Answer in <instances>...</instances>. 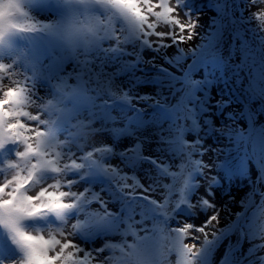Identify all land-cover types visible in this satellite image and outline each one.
Segmentation results:
<instances>
[{
	"label": "bare ground",
	"instance_id": "1",
	"mask_svg": "<svg viewBox=\"0 0 264 264\" xmlns=\"http://www.w3.org/2000/svg\"><path fill=\"white\" fill-rule=\"evenodd\" d=\"M37 1L21 0L19 4L25 7ZM62 1H44L48 7L39 2L28 7L29 17L14 18L18 27H30L13 30L0 41L5 47L0 56L7 53L3 62L9 75L0 78L5 87L19 84L24 88L30 111L40 104L50 113L43 119L49 122L45 129L50 133L44 147L55 158L63 155L57 135L68 130L66 123L73 122L91 135H85L80 145L67 147L63 165L73 162L90 167L94 174L90 178L99 177L102 182L88 193L102 199L106 195L117 211L106 212L111 216L107 218L100 203L93 201L75 207L76 211L65 210L74 211L73 225L89 241L101 240L100 245L111 252L106 256L102 250L87 264H264V20L257 18L264 14V6L252 12L246 7L247 0H172L181 22L193 26L192 38L187 39L185 33V42L178 43L133 30L119 13L103 4L100 10L78 7L82 11L70 15L72 10L60 9ZM244 3L240 9L255 19L251 27L237 10ZM257 3L259 0H253ZM10 6L0 0V14ZM37 9H46L48 16L36 14ZM158 31L168 32L169 28L161 26ZM16 53L23 64L32 65L16 69L13 59H20L13 58ZM98 75L106 79L98 80L100 91L95 88V93L89 81ZM60 107L66 110V117L53 127ZM98 119H104L102 124L89 129ZM126 122L133 127V136L125 145H114L115 152H120L112 154L104 166L100 159L96 164L78 160L86 147L95 155L100 146H109L107 139L114 138L116 129ZM154 132L165 135L152 141ZM77 134L81 133L77 130ZM216 143L221 149L205 155L204 168L196 173L197 146ZM157 144L165 147L170 158L167 162L163 157L158 170L140 157L152 156L159 149ZM118 162L124 164L118 172L107 166ZM139 162L152 169L126 171L125 165L140 167ZM151 177L154 182L147 188L141 185ZM67 184L72 187L75 182ZM133 186H139L143 206L128 203L134 199L129 195ZM119 190L123 194H117ZM119 196L126 197L125 203L119 202ZM147 197L165 208L170 218L188 216L186 228L193 233L188 245H202L203 249L186 253L182 238L168 230L158 235L155 228L157 234L150 236L154 213L164 227L167 220ZM65 211L59 219L65 217ZM52 215L42 213L41 221L48 222ZM30 223L27 219L23 226ZM5 230L0 226V232ZM84 249L99 252L91 243Z\"/></svg>",
	"mask_w": 264,
	"mask_h": 264
},
{
	"label": "snow or ice",
	"instance_id": "2",
	"mask_svg": "<svg viewBox=\"0 0 264 264\" xmlns=\"http://www.w3.org/2000/svg\"><path fill=\"white\" fill-rule=\"evenodd\" d=\"M106 7L119 13L133 30H140L145 35L170 37L178 43L191 39L192 25L182 23L172 0H98ZM7 7L0 14V41L13 30L25 31L18 27L14 19L24 15L20 11L19 0H6ZM264 20V14H258ZM169 28L168 32H160V27ZM0 65V72H5ZM29 98L24 88L5 87L0 78V147L8 143L21 146L16 152L18 163H11L9 168L15 172L10 179L0 183V226L7 229L10 238L23 253V264H87L88 257H81L77 246L66 238L57 235L32 234L25 231L22 224L26 219L42 213L60 214L74 207L65 203L70 193L60 190L57 183L47 187H39L33 194L30 190L37 184V175L50 171L60 173L61 167L55 154H50L45 145L50 133L45 131L47 120H42V112L33 113L27 107ZM75 167V165H72ZM189 229H180L182 234ZM195 244L184 245V251L192 254Z\"/></svg>",
	"mask_w": 264,
	"mask_h": 264
},
{
	"label": "rangeland",
	"instance_id": "3",
	"mask_svg": "<svg viewBox=\"0 0 264 264\" xmlns=\"http://www.w3.org/2000/svg\"><path fill=\"white\" fill-rule=\"evenodd\" d=\"M20 1L21 0H19V2ZM44 1H48V0H44ZM44 1L38 0L36 3H30L29 5H26L25 7H20L21 8L20 11H22L24 13V15H18V16L22 19L29 17V16H27L28 7H33L34 5L37 6L39 2H43L44 5L46 7H48V5ZM247 1H248V5L246 7L249 11H252V12H257V10L261 6H264V0H259V3H257V5L253 4V0H247ZM245 3H247V2H245ZM245 3L243 4V6L237 7V10H238V12L245 15V19L248 21L246 23L247 27H251V24L255 22V19L251 18V16H249V15H246V12H243V9H240V8H244ZM87 5L90 6L91 8H94V9L97 8V10H100L102 3H99L98 0H91V1L90 0H63L59 6H60V9L61 8L64 9L65 12L67 10H72V13L70 14V15H72V14L78 12L79 8H85ZM59 6H58V10H59ZM210 7H212V4L210 5ZM67 8H69V9H67ZM81 11H82V9L79 12H81ZM35 13L38 15L40 14V16L42 15V13L45 15L47 14V16H48V12L46 11V9L45 10H43V9L38 10L37 9L35 11ZM32 16H35V15L32 14ZM34 20H36V19H34ZM46 21L49 22V19L46 18ZM120 22H123V19H120ZM221 26H223L222 20H221ZM259 27H261V26H259ZM2 44L4 45V43H2ZM0 50L5 51V47L4 48L1 47V44H0ZM15 57L20 58L15 62L13 59V66L16 69L21 71L26 66L28 67L30 65L29 62H26V64H23L22 57H20L19 54L16 53L13 58H15ZM5 58H7V53H5L4 58L2 56H0V65L4 66L3 60ZM81 68H82L81 71H83V66H81ZM1 74L5 75V77L9 76L6 73V71L0 72V75ZM84 76L88 80L91 79V76L89 74L86 75V73H85ZM154 77H155V75H152L153 81H154ZM83 78L84 77H82V79ZM85 78H84V80H85ZM104 79H106V77H101L98 75L97 78L95 79V81H89V85L93 87L91 89V91L97 93V90H95V88H98L100 91V88L96 84H97L98 80L100 82H103ZM153 96L154 97L156 96V98L158 100H160V96H158V95H153ZM68 98H70V96ZM101 99L106 100V98H103V97ZM32 110H37L36 112H42V120L45 118V116H47L46 113L50 114L44 107H41L40 104H37L36 106L32 107L31 111ZM65 111L66 110L62 109L61 107L59 108V110L57 111V114H56V119L54 121L53 127L57 123L61 122L66 117ZM128 111H129V108L127 106V109H125V112H128ZM156 111L152 113L151 117L154 116ZM32 112L36 113L34 111H32ZM103 120H101V119L95 120L94 122H92V125L89 126V129L94 125H101ZM65 126L68 128V130L66 132H64L63 134L57 135V137L61 138L60 140L62 143V152H63V155H61L58 159V164L61 167V172L60 173H52L50 171H45V172L39 173L37 175V184L30 190V194H33L36 191V189L39 187H47L53 183H57V184H59L61 191H64V192L71 194L69 196H66V198H65V203L74 204V207L71 209L75 210V207H82L86 204H90L92 201L94 202V204H98V202H99L101 205V210L105 211V217L111 218L110 215L106 216V212H108V211L109 212H116L117 211V208L115 207L114 203L111 202V204H109L107 202L108 197H106V195H104L102 193L101 194L105 196V199H102L100 196H97V198H94L92 193H88V190L90 188L95 187V185L96 186L100 185V183L102 182L101 179L99 177L90 178L92 175H94V174H91V168L90 167L85 166V167L81 168V166H78L76 163H73V162L70 163L71 165L67 164L66 165L67 167H65L63 165V162H66V158H67V153H68L67 147L69 149L70 146H74L76 143H78L80 145V143H81L80 141H82V138L85 135L91 137L90 134H88V133L86 134L83 130H79L73 122L72 123H66ZM84 128H85V126H84ZM77 130H78V133H81V134H77ZM132 130H133V127L131 124H129V122L123 123L122 127L120 129H116V133L114 135V138L107 139V142H110L109 146L108 145L100 146V148H99L100 150H97L95 155H93L90 147H86L85 148L86 151H84L82 154H80L78 157L77 156L76 157L78 158L79 161H81V163L96 164V161L99 163V159H100V161L102 163L101 165L104 166L106 164L104 162H106L107 159H109V157L112 156V154H114V153L116 154V152L117 153L120 152V151L115 152L114 145L115 144L125 145L126 141H128L133 136ZM45 131H46V129H45ZM74 131H76L75 134H77V136L74 134ZM155 132L152 135V141H157L160 136L165 135V132H160L159 136H158V134H155ZM56 133H57V131H56ZM74 135H75V137H74ZM64 136L67 139L66 143L64 142ZM133 142H135V141H132V143ZM120 145H117V146L120 147ZM157 146L159 147V149H155V151L153 152L154 154L152 156L142 154L140 157L144 158L145 160H147L148 158H152L151 160L156 162V166L153 165V163L150 160H148V161H150V164L152 165L153 168H157V170H158V169H160L159 163H162L161 159H163V157H165L166 161L170 162V158H169V154H166L165 147H163L161 144H157ZM221 147H222V145H220V143L219 144L216 143L215 145L199 144V146H197L196 151H197V155L199 157L196 158V162L194 165V169L196 167V169H195L196 173L198 172V170L201 172L202 169L204 168L203 164L207 161V160L205 161V155L209 154L212 149L219 151L221 149ZM19 150H21V146L14 145L12 143L11 144L8 143V144L4 145L3 147H0V183H3L5 180L10 179L11 176L14 174L15 170L9 168L8 165L11 163H18L17 158H16V152ZM199 153H201V154H199ZM88 157H89V160H87ZM104 157H107V158H104ZM54 158H55V156H54ZM118 163H116V164H114V163L109 164L108 163L107 166H111L113 168L112 171L118 172V171H120L119 170L120 165L124 166L123 163H121V162H118ZM139 163L142 164L141 166H143V167H141V166L138 167V166H134V165L133 166L132 165H125L126 171H135V172L146 173V172H148V170L146 171V169H148V168L152 169V167H150V166L148 167L143 162H139ZM73 164L75 165V167L72 166ZM75 168H81L80 172L74 173ZM194 175H196V174L194 173ZM39 179H41V180H39ZM42 179H44V180L42 181ZM70 181H74L75 185L70 187L67 184ZM117 182L119 183V181H117ZM153 182H154V179H153V177H151L150 179L144 181L145 184H141V185H143L145 188H147V186ZM195 182H196V178H194V181H192L191 184L194 186ZM139 190H140L139 186H133L130 189V192H129L130 197L134 196V199H132V200L129 199V201H128V203L130 205L139 204V205L143 206V202H142L143 197H141L140 193L137 192ZM117 194H123V191L120 192V190H119L117 192ZM118 200L120 203H125L126 197H124V199H123L122 196H119ZM146 200L151 202L153 208L158 210V212L160 213V215L163 219L167 220L165 227H164L157 220L158 215L156 213H154V211H153V213H154V222H153L154 225L151 226V228L149 229V231H150L149 235L152 236L153 234H157L154 232L155 228L158 229V235L161 232H163L164 230H168L170 232H173L175 235H177L178 238H182L183 244L188 245L190 242V235H192L193 233L190 230H188L186 235H185L179 231L180 229L186 228L188 216H186L185 214H177L178 215L177 217H171L170 218V217H168V213L165 210V208H163L160 204H158L154 198H148L147 197ZM73 210L65 211L66 215L62 220L59 219L60 214L58 215L56 213H53V215L51 216V218L53 217L52 219H50L48 222H46V221L42 222L41 221L42 216L40 214L36 217L29 218V219H31V223L26 225V226H23V224H22V226H23L25 231H28L32 234L38 233V234H43L46 236L47 235L62 236V234H63L64 236H66L67 239L72 241L77 246V250L79 251L81 257L87 256L88 259H92V258L97 257L98 255H101L102 250L105 252L106 256L109 253H111V252L107 251L105 244L100 245L102 243L101 240L100 241L99 240L89 241L86 238V236L84 234H82L80 227L73 225V222H72V216L74 213ZM32 224H33V226H32ZM67 227H69L70 230ZM209 238L210 237L207 236V239H204L203 243H205L206 241H209ZM113 239H115V238H113ZM88 243H91L93 248L98 249L99 252H93L91 250H87V252H86L84 247ZM116 243L122 246L124 242L116 241ZM122 247H126V245L124 244ZM170 248H171V244L166 247V250H168ZM202 249H203L202 245L197 246L193 250L192 253H197L199 250H202ZM174 252H175V245H174V248L172 250V253H174ZM0 258H1L0 264H23V259H24L23 253L18 249L17 245L10 238V234L8 233L7 229L3 232H0ZM104 263H107V260H105Z\"/></svg>",
	"mask_w": 264,
	"mask_h": 264
}]
</instances>
